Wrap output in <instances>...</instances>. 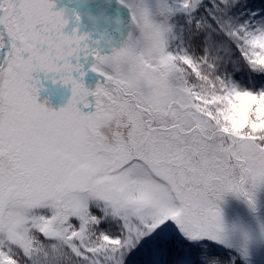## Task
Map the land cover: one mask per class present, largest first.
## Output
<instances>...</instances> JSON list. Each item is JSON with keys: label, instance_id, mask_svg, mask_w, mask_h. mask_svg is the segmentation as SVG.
I'll return each mask as SVG.
<instances>
[{"label": "snow or ice", "instance_id": "6c2138e0", "mask_svg": "<svg viewBox=\"0 0 264 264\" xmlns=\"http://www.w3.org/2000/svg\"><path fill=\"white\" fill-rule=\"evenodd\" d=\"M129 5L137 34L103 52L65 30L52 0H0V264H130L142 245L171 254L169 221L219 242L222 194L251 202L245 185L264 182V90L229 84L195 51L211 27L264 70V29L233 27V0H179L162 19L145 0ZM178 13L185 48L171 44ZM88 71L100 78L91 93ZM41 74L71 85L58 111L37 102Z\"/></svg>", "mask_w": 264, "mask_h": 264}, {"label": "rangeland", "instance_id": "374dc122", "mask_svg": "<svg viewBox=\"0 0 264 264\" xmlns=\"http://www.w3.org/2000/svg\"><path fill=\"white\" fill-rule=\"evenodd\" d=\"M54 11H63L68 23L65 30L71 33L73 30L80 34L89 33L92 41L103 52H111L112 49L122 46L128 42L130 36L135 37L137 29L131 20V8L129 0H52ZM151 11L159 15L162 5H171L176 8L179 0H145ZM263 11H261L260 14ZM77 14L79 19H77ZM254 20L251 24H254ZM172 23L175 24V32L172 35L171 44L173 48L188 47V38L185 30L181 27L185 23V17L178 13ZM233 27L239 25H232ZM245 27L247 25H244ZM251 29L249 26L247 27ZM205 36L207 37L205 39ZM196 54H203L207 51L209 57L215 59L219 54L228 57L237 56L240 49L222 31L206 27L196 39ZM191 50V49H189ZM100 78L95 72L88 71L83 77L84 85L89 92L94 91ZM236 87L244 90L242 84ZM71 99V85L64 84L58 78L51 76L45 78L41 74V83L38 90L37 102L43 103L46 107L58 111L67 105ZM88 107L82 103L78 105L83 111L94 108V97L89 95ZM245 188L250 192L252 201L243 193L225 192L218 201L222 234L216 240H191L193 243H211L224 248L230 254L231 264H264V182L255 187L246 184ZM170 233L172 236L184 237L180 229L172 221ZM115 227V221H113ZM153 252L149 246L142 245L132 257H137L141 251Z\"/></svg>", "mask_w": 264, "mask_h": 264}, {"label": "trees", "instance_id": "16d2710c", "mask_svg": "<svg viewBox=\"0 0 264 264\" xmlns=\"http://www.w3.org/2000/svg\"><path fill=\"white\" fill-rule=\"evenodd\" d=\"M233 4L230 13L232 25H247L253 30L264 29V0H233ZM261 11L263 14H260ZM252 20L254 24H251ZM209 58L216 65V74L229 84H242L246 90L251 91L264 90V70H254L240 52L227 60L223 54H219L217 59ZM173 237L176 241V251L173 253H158L155 250L150 253L143 250L132 258L130 264H211L213 258L216 264H231L230 254L224 248L211 243H193L184 237Z\"/></svg>", "mask_w": 264, "mask_h": 264}]
</instances>
